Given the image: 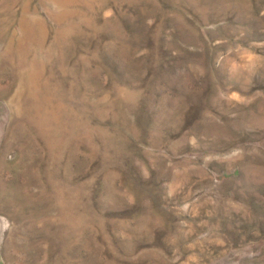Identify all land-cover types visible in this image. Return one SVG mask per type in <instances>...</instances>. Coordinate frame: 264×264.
<instances>
[{
  "label": "rangeland",
  "instance_id": "rangeland-1",
  "mask_svg": "<svg viewBox=\"0 0 264 264\" xmlns=\"http://www.w3.org/2000/svg\"><path fill=\"white\" fill-rule=\"evenodd\" d=\"M0 264H264V0H0Z\"/></svg>",
  "mask_w": 264,
  "mask_h": 264
},
{
  "label": "bare ground",
  "instance_id": "bare-ground-1",
  "mask_svg": "<svg viewBox=\"0 0 264 264\" xmlns=\"http://www.w3.org/2000/svg\"><path fill=\"white\" fill-rule=\"evenodd\" d=\"M24 23H21L20 24V26H19V30L21 31V32H23V33H26V28L24 27V25H23ZM3 25V24H2Z\"/></svg>",
  "mask_w": 264,
  "mask_h": 264
}]
</instances>
